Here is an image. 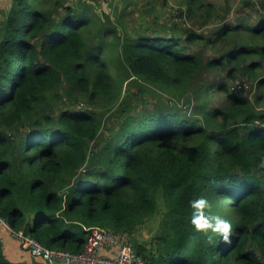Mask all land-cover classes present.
I'll use <instances>...</instances> for the list:
<instances>
[{"label":"trees","instance_id":"trees-1","mask_svg":"<svg viewBox=\"0 0 264 264\" xmlns=\"http://www.w3.org/2000/svg\"><path fill=\"white\" fill-rule=\"evenodd\" d=\"M67 1L12 0L0 20V216L78 252L94 226L132 235L159 214L134 240L148 264H264V0L233 16L185 0L169 27L168 0L149 1L151 25L121 35ZM242 78L255 99L231 88ZM201 211L228 239L196 227Z\"/></svg>","mask_w":264,"mask_h":264},{"label":"rangeland","instance_id":"rangeland-1","mask_svg":"<svg viewBox=\"0 0 264 264\" xmlns=\"http://www.w3.org/2000/svg\"><path fill=\"white\" fill-rule=\"evenodd\" d=\"M149 1H157L155 7H160L162 4V0H125L127 6H125L124 0H111L112 3L110 5L107 3L106 0H98L97 2L91 0H68L67 3L91 4L90 7L91 12L96 14L97 18L98 17L100 18L102 26L104 28L110 29L114 26V24H116L118 26L117 34L119 33L121 35V33H123V31L125 32L126 29L133 30L139 26H141L139 28H143V26L149 27L151 25L148 18L152 17L154 14L152 12H149L148 14L145 13V10L149 6L147 5ZM183 1L185 0H168V4L162 8V11H158L159 15L162 14L160 25H163L164 27H166V25L168 27L170 26L171 23L167 22L166 20L168 19V17L172 16L173 11L176 10L177 7L182 5ZM205 1H209V0H205ZM211 1H215L222 11L223 9H227L228 11L227 14H230L231 16L245 12L244 10L245 8L243 6L245 1L246 2L249 1V4H247L246 7V9H248L247 10L248 13L250 12L256 13L262 11L261 0H211ZM11 3L12 0H0V20L4 18L5 16L4 13L9 10ZM60 11L61 13L63 12L62 9ZM106 12H109L110 14L112 13L111 14L112 17L110 18L111 21L107 19ZM218 20H216L213 25H210L203 29H209V30L216 29L220 24ZM113 34L114 32L110 33L109 37H111ZM205 47L206 49L209 48L212 53L213 49L211 48V46L208 47L201 45V48H199V46L193 45L194 49H199V50H203ZM261 74H264V68L261 70ZM242 79L243 80L236 81V82L241 81V83L243 84V88H242L243 90L241 92L248 94L252 99H255L257 93L256 82H253L252 80L247 78H242ZM233 81L234 83H236L235 80ZM233 81H231L232 82L231 85L234 84ZM217 91L218 89L213 92L214 98L212 99V102L223 106L224 102L221 98L220 92ZM183 102L185 103L184 98H181V100L178 103H180L179 106L185 108V104ZM154 103L159 104L157 98L154 99L151 98L149 106L152 107ZM258 105H260L261 108H264V104H260L259 102ZM84 107L87 108L91 107V104L85 101ZM160 219L161 216L159 214L153 216L152 218L149 219L148 224L142 226V229L145 228L146 230H148V232L150 231L154 235L155 233L158 232ZM25 223L26 222H23V225Z\"/></svg>","mask_w":264,"mask_h":264},{"label":"built area","instance_id":"built-area-1","mask_svg":"<svg viewBox=\"0 0 264 264\" xmlns=\"http://www.w3.org/2000/svg\"><path fill=\"white\" fill-rule=\"evenodd\" d=\"M231 88L237 91L243 88V84L236 82ZM257 122L261 123L260 120ZM0 225L11 231L35 257H39L41 264H148L137 251L131 234L109 227H92L84 248L74 252L45 246L23 229H13L2 216Z\"/></svg>","mask_w":264,"mask_h":264},{"label":"crops","instance_id":"crops-1","mask_svg":"<svg viewBox=\"0 0 264 264\" xmlns=\"http://www.w3.org/2000/svg\"><path fill=\"white\" fill-rule=\"evenodd\" d=\"M152 236V232H148L145 228H140L136 233L132 234L134 240H140L141 242L151 241ZM0 251L15 262L41 264V259L32 255L22 242L3 225H0Z\"/></svg>","mask_w":264,"mask_h":264},{"label":"clouds","instance_id":"clouds-1","mask_svg":"<svg viewBox=\"0 0 264 264\" xmlns=\"http://www.w3.org/2000/svg\"><path fill=\"white\" fill-rule=\"evenodd\" d=\"M193 203L197 206L198 209H203L207 201L204 198H200ZM193 223L198 229L213 228L215 231L222 232L224 234V238L228 239V235L231 229V223L218 215L216 216L215 223H213L212 220L206 218L203 211H201L199 216L193 217Z\"/></svg>","mask_w":264,"mask_h":264}]
</instances>
